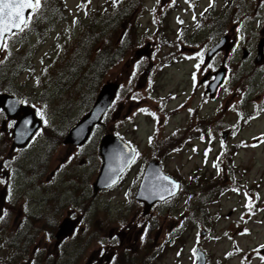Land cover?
I'll return each instance as SVG.
<instances>
[{"label": "rangeland", "instance_id": "1", "mask_svg": "<svg viewBox=\"0 0 264 264\" xmlns=\"http://www.w3.org/2000/svg\"><path fill=\"white\" fill-rule=\"evenodd\" d=\"M222 35L231 49L207 61ZM262 39L264 0H41L0 56V93L36 103L45 119L30 145L14 150L0 114V264H97L102 249L118 246L112 230L142 214L124 205L142 160L155 158L182 190L154 207L149 233L136 230L133 244L118 246L114 264H194L197 247L206 264H264ZM221 67L226 81L210 97L204 79ZM107 82L121 84L120 97L72 161L64 136ZM109 132L141 157L117 188L95 196ZM71 214L75 231L57 241Z\"/></svg>", "mask_w": 264, "mask_h": 264}, {"label": "water", "instance_id": "2", "mask_svg": "<svg viewBox=\"0 0 264 264\" xmlns=\"http://www.w3.org/2000/svg\"><path fill=\"white\" fill-rule=\"evenodd\" d=\"M28 11L30 10H26L25 16H27ZM13 31L16 30L13 29ZM230 49L229 37L225 35L208 52L207 61H210L219 52H228ZM247 56L248 53L245 52L244 58ZM257 62H264V40L259 44ZM150 71L151 68L146 71L142 79L143 83L147 80ZM226 72L225 68H221L214 74V80L208 86V91L212 97L223 84ZM119 89L120 85L116 82L104 84L93 107L70 129L64 144L83 146L91 136L95 126L101 123L106 111L114 102ZM0 109H3L10 119L17 121L13 131V147L24 148L27 146L42 124V120L37 116V110L30 105H24L22 98L14 97L9 93L0 94ZM224 139H226V135H224ZM99 155L103 160V164L94 184L95 193L116 185L135 159V153L114 134H107L103 137L99 147ZM176 184L179 185V188L174 187ZM179 192L180 184L163 174L160 163L153 161L146 169L136 199L145 203L144 212L147 214L156 203L165 202ZM73 230L74 224L71 220H66L59 227L56 238L61 240L71 234ZM197 256V264H206L205 255L200 249L197 250Z\"/></svg>", "mask_w": 264, "mask_h": 264}, {"label": "flooded vegetation", "instance_id": "3", "mask_svg": "<svg viewBox=\"0 0 264 264\" xmlns=\"http://www.w3.org/2000/svg\"><path fill=\"white\" fill-rule=\"evenodd\" d=\"M118 108L123 113V105L120 104V106ZM3 121L4 120H2V122ZM14 124H15L14 121H8L7 126L4 127V130L3 131L6 133L5 135L8 136V140L10 139V136L12 137V129H13L12 127L14 126ZM64 146H72V145H65L64 144ZM77 148H83V147L73 146V149H71V151L69 152L72 161L75 160V157L73 156V150L74 149H77ZM14 150H20V149H16L15 148ZM135 163L136 162H134L133 165H135ZM101 164H102V160H101ZM147 164L148 163L146 162L145 166ZM132 166L130 167V169L132 168ZM128 173H127V175H128ZM142 175H143V169L139 173V175L137 176V178L136 179L134 178V181H133V183L131 185V189H129L130 192L127 195V200H129L127 202L129 203V205H124V208H126L124 210V213L125 212H129V214H131L133 212V208H136V210H137V208H139L141 210L142 214L140 216H135V214H134L132 216L133 221H131L130 224L128 223L127 226L125 227V229L123 231L116 232L115 229L112 230L111 239L112 240H115L116 242L118 241L117 242L118 243V246L120 245L121 247H123V245L126 242H128L129 245H130V243L133 244V242L136 241V238H133V234H135V231L136 230L141 235L144 232L145 233L146 232L149 233L150 227L153 224L152 211H153L154 208L152 209V211L149 214H144V208H145L144 204L142 202H139V201L135 200V195H136V192L138 190L139 184L141 182ZM123 179H124V177H123ZM123 179H121V181ZM117 186H115V187H113L111 189H108V190L101 191L97 196H99L101 193H104V192H110V191L114 190L115 188H117ZM87 188H88V191H89V187H87ZM70 216L72 218H74V215L73 214H71ZM135 226H138L140 229H138V228L135 229L134 228ZM117 233L120 234V237H117L115 235ZM114 246H115L114 247V251H112L110 253L106 252L105 249H102L101 250V252L99 253V258L97 259L98 260L97 261V264H114L115 261H119V259L116 258V254H115V251L118 248V246L117 245H114ZM91 262L93 263V259L90 260V264H92Z\"/></svg>", "mask_w": 264, "mask_h": 264}, {"label": "snow or ice", "instance_id": "4", "mask_svg": "<svg viewBox=\"0 0 264 264\" xmlns=\"http://www.w3.org/2000/svg\"><path fill=\"white\" fill-rule=\"evenodd\" d=\"M40 7L41 0H0V50L8 47L9 38L29 27L33 14L37 13ZM26 10H30L27 16ZM199 67L197 64L196 68ZM174 187L179 188V185Z\"/></svg>", "mask_w": 264, "mask_h": 264}, {"label": "trees", "instance_id": "5", "mask_svg": "<svg viewBox=\"0 0 264 264\" xmlns=\"http://www.w3.org/2000/svg\"><path fill=\"white\" fill-rule=\"evenodd\" d=\"M54 2H55V1H54ZM55 6H56V5H55ZM108 46H109V44L106 45V47H108ZM121 47H122V45H121ZM105 49H106L105 46H102V47H100V49H99L98 52H97V53H99V60H100V62H106V61L108 60V58H106L105 55H104L103 53H101V51H102V50H105ZM105 51H106V50H105ZM99 68H102L101 64H98L97 70H98ZM223 190H224V189L220 188V192H222ZM218 191H219V189H216V192H218ZM215 194H216L215 192L209 194L208 197H207V199H211L212 197H214ZM193 217H194V216H193ZM194 218H195V217H194Z\"/></svg>", "mask_w": 264, "mask_h": 264}]
</instances>
